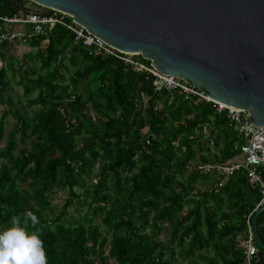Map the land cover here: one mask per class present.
I'll list each match as a JSON object with an SVG mask.
<instances>
[{
  "label": "trees",
  "instance_id": "obj_1",
  "mask_svg": "<svg viewBox=\"0 0 264 264\" xmlns=\"http://www.w3.org/2000/svg\"><path fill=\"white\" fill-rule=\"evenodd\" d=\"M27 2L0 0V16ZM73 38L56 24L26 43L37 51L18 65H6L11 45L0 42L1 137L15 119L0 148V226L36 214L48 264L243 263L236 238L247 236L260 192L244 169L219 186L218 171L198 168L237 159L239 130L211 103L154 91L145 72ZM57 190H68L59 213ZM74 204L82 216L70 219ZM263 223L264 211V243Z\"/></svg>",
  "mask_w": 264,
  "mask_h": 264
},
{
  "label": "water",
  "instance_id": "obj_2",
  "mask_svg": "<svg viewBox=\"0 0 264 264\" xmlns=\"http://www.w3.org/2000/svg\"><path fill=\"white\" fill-rule=\"evenodd\" d=\"M30 1L70 13L104 42L247 110L264 137V0ZM263 211L264 204L252 218L261 249L254 261L264 260L257 225Z\"/></svg>",
  "mask_w": 264,
  "mask_h": 264
},
{
  "label": "built area",
  "instance_id": "obj_3",
  "mask_svg": "<svg viewBox=\"0 0 264 264\" xmlns=\"http://www.w3.org/2000/svg\"><path fill=\"white\" fill-rule=\"evenodd\" d=\"M56 24H61L70 30L73 33L74 42L86 47L90 54L113 56L130 65L136 71L145 72L151 78L154 91L181 90L186 99L195 98L211 103L216 114H225L229 126L238 129L242 135L241 154L244 156V160L203 163L198 167L199 172L208 174L218 171L220 173L218 185L224 186L237 171L244 169L249 184L258 188L260 192L259 206L264 204V137L260 133L262 127L251 123L247 110L217 101L209 96L204 89L192 85L182 77L159 71L152 65L151 60L147 63L139 59L141 55L139 53L126 52L104 42L90 33L85 26L75 21L73 15L62 10L21 9L13 16H0V42L9 45L25 44L32 38L45 34ZM14 26L27 27L28 29H15ZM207 144L212 146L214 139L209 138ZM240 246L244 251V262L241 264H253L254 256L260 251V248L255 242L251 225Z\"/></svg>",
  "mask_w": 264,
  "mask_h": 264
},
{
  "label": "clouds",
  "instance_id": "obj_4",
  "mask_svg": "<svg viewBox=\"0 0 264 264\" xmlns=\"http://www.w3.org/2000/svg\"><path fill=\"white\" fill-rule=\"evenodd\" d=\"M39 218L31 211L0 226V264H48Z\"/></svg>",
  "mask_w": 264,
  "mask_h": 264
},
{
  "label": "crops",
  "instance_id": "obj_5",
  "mask_svg": "<svg viewBox=\"0 0 264 264\" xmlns=\"http://www.w3.org/2000/svg\"><path fill=\"white\" fill-rule=\"evenodd\" d=\"M24 7L27 8V9H30V10H35V9L38 10V9H40V10H45L46 11L48 9L47 7L41 6V5L36 4V3L32 2V1L25 3ZM14 28L15 29H18V28L19 29H28L27 27H20V26H14ZM42 49H43L42 51L45 53V48H42ZM36 51L37 50L35 48H32V47L26 45V43L25 44H23V43L13 44L7 50V53H6V56H5L6 65H10L13 62L17 63V65H18L20 63H18L17 61L22 62L24 59H26V63L27 64H31L32 63L31 59H32L33 55H35ZM0 62H1L0 63V66H1V64H2L1 59H0ZM72 71H73V69H72ZM8 78H10L11 81L14 80V79H12V76H11L10 73L8 75ZM18 80H19V76L17 75L16 78H15V81L17 82ZM206 131H207L206 133L208 134V130H206ZM207 142H208V140H207ZM206 145H207L208 148H211V149L214 146V144L212 146H209L208 144H206ZM232 160L243 161L244 160V156L240 152V155L238 156V158L237 159H232ZM258 208H259V206H258ZM244 239H245L244 237H240V236L236 238V240H237L239 245Z\"/></svg>",
  "mask_w": 264,
  "mask_h": 264
},
{
  "label": "rangeland",
  "instance_id": "obj_6",
  "mask_svg": "<svg viewBox=\"0 0 264 264\" xmlns=\"http://www.w3.org/2000/svg\"><path fill=\"white\" fill-rule=\"evenodd\" d=\"M14 95L21 99V93L19 90H17L16 92L14 91ZM19 106L25 114L30 113V111L25 108L24 102H21L20 100H19ZM2 111H3V108L0 107V118H1ZM14 123H15V119H13L11 116H8L6 118L5 131H4V134L2 135V137L0 136V148L4 147V145L6 143V139H7V133L13 127ZM67 196H68V190H57L52 195V202L54 205V211L56 213H59L62 210ZM75 209H76V204H74V205H72V207H70V211H69L71 214L70 219L79 218L82 216V214L73 213L75 211ZM84 209H86V207Z\"/></svg>",
  "mask_w": 264,
  "mask_h": 264
}]
</instances>
